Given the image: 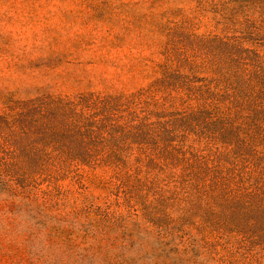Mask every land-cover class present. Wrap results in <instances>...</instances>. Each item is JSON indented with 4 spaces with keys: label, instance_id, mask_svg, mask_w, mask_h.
I'll return each instance as SVG.
<instances>
[{
    "label": "rangeland",
    "instance_id": "obj_1",
    "mask_svg": "<svg viewBox=\"0 0 264 264\" xmlns=\"http://www.w3.org/2000/svg\"><path fill=\"white\" fill-rule=\"evenodd\" d=\"M0 264H264V0H0Z\"/></svg>",
    "mask_w": 264,
    "mask_h": 264
}]
</instances>
